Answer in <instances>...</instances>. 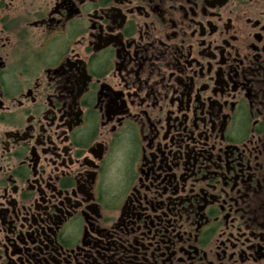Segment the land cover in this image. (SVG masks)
I'll list each match as a JSON object with an SVG mask.
<instances>
[{
  "label": "flooded vegetation",
  "instance_id": "af4514ba",
  "mask_svg": "<svg viewBox=\"0 0 264 264\" xmlns=\"http://www.w3.org/2000/svg\"><path fill=\"white\" fill-rule=\"evenodd\" d=\"M0 264H264V0H0Z\"/></svg>",
  "mask_w": 264,
  "mask_h": 264
}]
</instances>
